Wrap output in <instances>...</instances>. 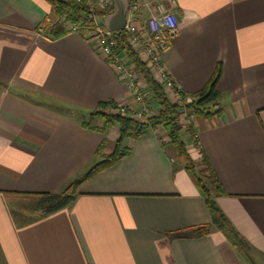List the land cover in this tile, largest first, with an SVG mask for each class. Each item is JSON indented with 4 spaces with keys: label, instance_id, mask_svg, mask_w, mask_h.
<instances>
[{
    "label": "crops",
    "instance_id": "1",
    "mask_svg": "<svg viewBox=\"0 0 264 264\" xmlns=\"http://www.w3.org/2000/svg\"><path fill=\"white\" fill-rule=\"evenodd\" d=\"M167 1L150 0L141 19ZM175 2L178 33L162 58L170 77L192 96L221 66L220 115L180 120L182 142L198 171L205 158L214 173L216 206L249 256L215 228L176 236L211 220L162 128L125 140L129 155L82 181L70 205L28 218L34 196L84 174L102 143L101 156L112 151L116 126L81 123L101 103L123 106L127 92L86 35L42 34L54 19L45 0H0V264H264V0Z\"/></svg>",
    "mask_w": 264,
    "mask_h": 264
},
{
    "label": "trees",
    "instance_id": "2",
    "mask_svg": "<svg viewBox=\"0 0 264 264\" xmlns=\"http://www.w3.org/2000/svg\"><path fill=\"white\" fill-rule=\"evenodd\" d=\"M45 1L49 4L54 19L52 22L43 24L39 30L43 31L42 34H45L49 39H58L64 36L69 32V24H77L82 18L90 15V10L84 1L80 3H76L74 0ZM100 16L104 17L106 14L103 12ZM83 35L85 34L83 33ZM113 37L116 40L117 50L126 55L130 65L137 72L140 81L145 84L147 97L144 99V104L147 107L151 102L156 104L157 112L146 118L144 122H139L133 119L128 112H118L113 102L99 104L95 110L88 114V120L81 123V126L102 134L107 129L116 126L119 130V138L114 144L112 151L107 155L101 156L105 147V143H102L97 150L95 162L84 174L72 180L58 193L34 196L33 212L38 213V216L41 217L64 209L75 199L77 187L82 181L88 180L97 173L112 167L121 158L129 155V149L123 146L125 140H137L153 129L162 128L167 137V145L181 159L184 169L203 197L211 220L209 226L187 229L178 232L176 236L180 238L202 237L209 234L211 228H215L239 254L243 257L249 256L250 249L247 243L216 206L215 197L222 195V190L214 173L209 170L205 158H203L202 163L204 169L197 170V166L185 150L181 135L183 130L179 124L180 118L184 113L198 118H212L220 115V110H218L215 103L217 98L215 86L221 74L220 64H217L212 78L203 90L190 96L192 99L191 103L185 106H178L168 100L162 87L153 80L144 64L130 50L126 42L125 33L119 31L114 33ZM209 109L215 110L210 112ZM96 121H100L102 125L100 127L95 126L94 123Z\"/></svg>",
    "mask_w": 264,
    "mask_h": 264
},
{
    "label": "built area",
    "instance_id": "3",
    "mask_svg": "<svg viewBox=\"0 0 264 264\" xmlns=\"http://www.w3.org/2000/svg\"><path fill=\"white\" fill-rule=\"evenodd\" d=\"M76 3L86 2L90 15L82 18L77 24H69L70 32H81L86 38L95 44L100 56L107 62L118 80L124 85L127 97L125 104L115 108L120 113L128 114L139 122H144L151 113L144 104L147 97L145 84H143L135 69L125 54L117 50L116 40L112 32L103 26L101 13L110 14L113 10L111 0H74ZM150 0L141 3L140 0H128V9L125 14V23L122 31L126 35V42L140 62L149 71L153 80L159 84L166 93L172 104L185 106L190 104L192 99L185 95L179 86L170 77L167 68L163 64V54L168 49L170 40L178 33V22L172 9L176 7L175 0H168L166 7L163 4L155 6V12L146 21L139 15L140 9L149 5ZM129 102L142 105L139 110L129 107ZM192 115L184 113L180 120H188Z\"/></svg>",
    "mask_w": 264,
    "mask_h": 264
},
{
    "label": "water",
    "instance_id": "4",
    "mask_svg": "<svg viewBox=\"0 0 264 264\" xmlns=\"http://www.w3.org/2000/svg\"><path fill=\"white\" fill-rule=\"evenodd\" d=\"M113 10L102 19V24L109 32L122 31L125 23V14L128 9V0H112Z\"/></svg>",
    "mask_w": 264,
    "mask_h": 264
},
{
    "label": "rangeland",
    "instance_id": "5",
    "mask_svg": "<svg viewBox=\"0 0 264 264\" xmlns=\"http://www.w3.org/2000/svg\"><path fill=\"white\" fill-rule=\"evenodd\" d=\"M155 105L156 104H153V106H155ZM36 217H38V213H35V212L32 211L31 216H29L28 218L29 219H35Z\"/></svg>",
    "mask_w": 264,
    "mask_h": 264
}]
</instances>
